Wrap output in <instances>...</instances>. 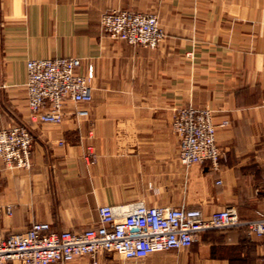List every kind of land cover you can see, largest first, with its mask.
<instances>
[{
	"label": "crops",
	"instance_id": "0c3cea01",
	"mask_svg": "<svg viewBox=\"0 0 264 264\" xmlns=\"http://www.w3.org/2000/svg\"><path fill=\"white\" fill-rule=\"evenodd\" d=\"M115 9L156 13L163 41L106 35L100 16ZM56 56L79 57L82 72L93 66V99L67 102L61 124L32 122L27 60ZM188 104L213 111L224 155L216 168L178 159L173 116ZM76 106L88 115L74 116ZM17 124L33 135L32 164L0 159V240L34 222L95 226L99 206L147 199L149 182L160 197L148 204L264 216V0H0V129ZM50 264H264V236L211 229L140 261L103 252Z\"/></svg>",
	"mask_w": 264,
	"mask_h": 264
},
{
	"label": "built area",
	"instance_id": "2783aa9c",
	"mask_svg": "<svg viewBox=\"0 0 264 264\" xmlns=\"http://www.w3.org/2000/svg\"><path fill=\"white\" fill-rule=\"evenodd\" d=\"M101 30L130 44L157 47L165 37L159 16L154 12L115 9L100 16ZM76 56H56L27 60L26 92L29 119L58 125L64 121V106L93 99L94 68L81 71ZM87 108L76 106L73 114L86 117ZM228 120H223L225 126ZM180 138L178 159L185 168L210 162L218 167L223 152L217 144L218 124L207 107L188 104L175 111L172 122ZM63 141L60 142L62 144ZM33 135L28 125L0 129V159L10 168H30ZM87 159L94 161L88 148ZM221 180L218 181L220 183ZM211 229H243L249 236H264V216H241L234 206L205 215L200 208L181 205L148 204L143 200L99 206L95 226L82 231H56L48 222H34L27 230L13 232L0 240V264H50L69 262L103 252L125 260H141L151 254L187 248Z\"/></svg>",
	"mask_w": 264,
	"mask_h": 264
},
{
	"label": "rangeland",
	"instance_id": "374dc122",
	"mask_svg": "<svg viewBox=\"0 0 264 264\" xmlns=\"http://www.w3.org/2000/svg\"><path fill=\"white\" fill-rule=\"evenodd\" d=\"M173 127V126H172ZM188 169V168H187ZM148 187L146 190H144L145 194H146V197L147 199H143V200H146L148 203L151 201V202H154L156 201L160 196V190L156 187L153 186L152 183H148ZM145 201V202H146ZM146 202V203H147ZM96 260V259H95ZM135 261H138V260H135ZM140 261V260H139Z\"/></svg>",
	"mask_w": 264,
	"mask_h": 264
}]
</instances>
